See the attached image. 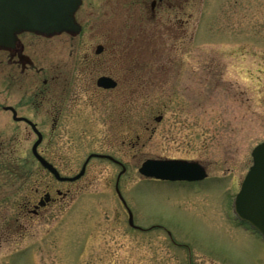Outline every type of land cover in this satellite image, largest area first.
<instances>
[{"label":"rangeland","instance_id":"obj_1","mask_svg":"<svg viewBox=\"0 0 264 264\" xmlns=\"http://www.w3.org/2000/svg\"><path fill=\"white\" fill-rule=\"evenodd\" d=\"M150 5L83 0L81 30L48 40L41 65L77 75L65 169L78 172L90 153L122 161L119 188L135 223L165 226L174 242L163 228L128 225L114 188L121 167L96 157L76 181L74 204L28 216L19 207L27 191L2 188L0 264H264L263 238L227 218V186L239 189L264 142V0H163L152 13ZM102 74L123 88L103 95ZM155 157L199 160L208 179L191 189L144 178L138 167Z\"/></svg>","mask_w":264,"mask_h":264},{"label":"flooded vegetation","instance_id":"obj_2","mask_svg":"<svg viewBox=\"0 0 264 264\" xmlns=\"http://www.w3.org/2000/svg\"><path fill=\"white\" fill-rule=\"evenodd\" d=\"M152 1L151 13L158 0H155L153 5ZM56 35L47 36L21 31L15 34V39L11 44L0 45V194L2 188L13 186L16 183L19 188H24L27 192L19 207L28 216H36L42 209L60 205L61 201L66 198L74 204L76 181L83 177L86 171L85 168L84 174L80 178L70 179L77 172L65 169L66 161L70 163L74 159L75 129L78 119L76 108L77 75L71 72L72 69L66 70L61 67L59 63L47 67L46 72L43 71L44 67L41 65L45 60V51H49L46 47L47 42ZM102 75L110 76L116 81L115 86L105 88L97 85L98 77L96 78V87L103 95L109 91L118 93L117 90L120 87L123 88L122 80L119 77ZM122 77L127 81V85L134 80L133 75L123 74ZM134 91L135 86L133 93ZM79 118L86 119V115L83 114ZM138 141L139 137L137 136L132 145H136ZM65 146L68 147L65 148ZM37 155L52 164L60 178L45 168ZM92 158L96 157H91L89 161ZM113 158L114 160L105 159L122 168L124 165L122 161ZM155 158L159 159V157ZM171 159L197 162L203 167L206 175L194 180H162L152 177L153 181L165 184H182L191 189H199L200 184L208 179L207 170L199 160L175 157H171ZM18 163H21L23 169L19 167ZM119 173L120 171L116 175L118 188L122 175ZM116 179L115 194L120 200L115 187ZM227 189L228 193L232 195L227 218L233 224H239L250 233L256 234L245 222L238 220L233 213L232 201L238 190L235 191L233 186H227ZM120 194L124 198L121 191ZM120 202L126 210L125 204L121 200ZM1 204L2 202H0ZM134 219L132 212L133 225H130L127 212V223L132 229L142 231L160 227L174 242L172 233L165 226L152 224L147 228L141 227L135 223Z\"/></svg>","mask_w":264,"mask_h":264},{"label":"water","instance_id":"obj_3","mask_svg":"<svg viewBox=\"0 0 264 264\" xmlns=\"http://www.w3.org/2000/svg\"><path fill=\"white\" fill-rule=\"evenodd\" d=\"M81 3L82 0H0V45L11 44L15 34L21 31L47 36L62 32L77 34L81 30V24L76 20L75 12ZM154 3L155 1H152V5ZM95 51L101 52L102 45H97ZM96 83L98 86L111 88L115 86L116 81L110 76L101 75ZM251 155L253 163L234 198L233 209L236 216L248 222L264 240V142L257 144ZM93 156L114 160L110 155L91 153L80 171L70 179L80 178L84 174L88 160ZM37 157L45 168L59 177L52 164L38 155ZM124 169L122 167L120 174ZM138 171L142 176L163 180H194L206 175L203 167L197 162L169 158H147L138 167ZM116 191L126 205L118 189V181ZM128 215L129 224L133 225L129 209Z\"/></svg>","mask_w":264,"mask_h":264}]
</instances>
